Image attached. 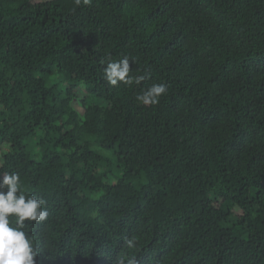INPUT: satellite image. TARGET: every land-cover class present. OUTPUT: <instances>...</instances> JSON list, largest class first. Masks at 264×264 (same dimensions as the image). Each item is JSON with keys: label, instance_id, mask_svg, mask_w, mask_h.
Returning a JSON list of instances; mask_svg holds the SVG:
<instances>
[{"label": "trees", "instance_id": "trees-1", "mask_svg": "<svg viewBox=\"0 0 264 264\" xmlns=\"http://www.w3.org/2000/svg\"><path fill=\"white\" fill-rule=\"evenodd\" d=\"M0 172L46 201L36 264H264V0H0Z\"/></svg>", "mask_w": 264, "mask_h": 264}, {"label": "clouds", "instance_id": "clouds-1", "mask_svg": "<svg viewBox=\"0 0 264 264\" xmlns=\"http://www.w3.org/2000/svg\"><path fill=\"white\" fill-rule=\"evenodd\" d=\"M77 5H88L91 0H75ZM129 58L109 59L103 68L104 79L111 86L120 83L131 86L140 84L145 76H132ZM134 62V61H133ZM167 93V86L154 83L136 96L138 104L155 105L161 96ZM46 201L35 194H28L21 178L16 172H0V264H36L38 252L34 247L33 238L26 231V221L41 223L48 219L49 212ZM129 249H135L138 241L135 237L125 240ZM166 251L159 245L150 242L136 257L118 256L115 264H169ZM101 258V257H100ZM109 260V259H108ZM105 264L103 258H101Z\"/></svg>", "mask_w": 264, "mask_h": 264}, {"label": "rangeland", "instance_id": "rangeland-1", "mask_svg": "<svg viewBox=\"0 0 264 264\" xmlns=\"http://www.w3.org/2000/svg\"><path fill=\"white\" fill-rule=\"evenodd\" d=\"M76 106V105H75ZM77 107V106H76Z\"/></svg>", "mask_w": 264, "mask_h": 264}]
</instances>
